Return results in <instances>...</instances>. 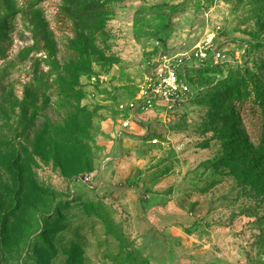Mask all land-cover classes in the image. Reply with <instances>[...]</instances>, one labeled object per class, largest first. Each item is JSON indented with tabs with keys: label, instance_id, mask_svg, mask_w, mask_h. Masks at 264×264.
Masks as SVG:
<instances>
[{
	"label": "rangeland",
	"instance_id": "rangeland-1",
	"mask_svg": "<svg viewBox=\"0 0 264 264\" xmlns=\"http://www.w3.org/2000/svg\"><path fill=\"white\" fill-rule=\"evenodd\" d=\"M212 33L227 60L118 136ZM0 34V264H264V0H0Z\"/></svg>",
	"mask_w": 264,
	"mask_h": 264
},
{
	"label": "built area",
	"instance_id": "built-area-1",
	"mask_svg": "<svg viewBox=\"0 0 264 264\" xmlns=\"http://www.w3.org/2000/svg\"><path fill=\"white\" fill-rule=\"evenodd\" d=\"M226 60L227 54L218 48L215 33L207 35L191 51L173 57L165 56L162 64L146 76L140 95L134 101L119 106L121 126L118 136L124 135L130 128L132 115L137 112H148L158 107L170 111L182 107L192 96V86L187 80L189 72L197 68L218 65ZM98 177L101 182V175ZM94 179L92 175H88L76 180L93 185Z\"/></svg>",
	"mask_w": 264,
	"mask_h": 264
},
{
	"label": "trees",
	"instance_id": "trees-1",
	"mask_svg": "<svg viewBox=\"0 0 264 264\" xmlns=\"http://www.w3.org/2000/svg\"><path fill=\"white\" fill-rule=\"evenodd\" d=\"M94 29L100 31L99 25L96 24V26L91 27V30H94ZM10 42H11L10 39H5L0 34V58H3L5 56L4 54L6 53V50L9 47ZM252 84H253V93H254V96H255V102L258 104V106L262 110H264V87H263V85L260 82H258L256 80H252ZM98 173L99 172L96 171L95 174L92 173L90 175H92L94 178H97L98 177ZM82 176H84V175H82ZM103 209L111 211L113 213V215H115V214L117 215V210L114 207H111L108 204L107 205H103ZM144 263L145 264H150L149 260L146 259V258L143 261H141V264H144ZM123 264H137V261H134L133 259H130V260H126Z\"/></svg>",
	"mask_w": 264,
	"mask_h": 264
}]
</instances>
